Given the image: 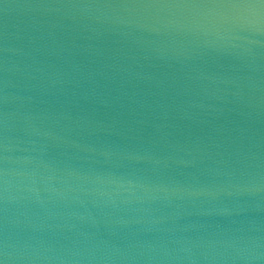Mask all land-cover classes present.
<instances>
[{"label":"water","instance_id":"95a60500","mask_svg":"<svg viewBox=\"0 0 264 264\" xmlns=\"http://www.w3.org/2000/svg\"><path fill=\"white\" fill-rule=\"evenodd\" d=\"M0 264H264V0H0Z\"/></svg>","mask_w":264,"mask_h":264}]
</instances>
